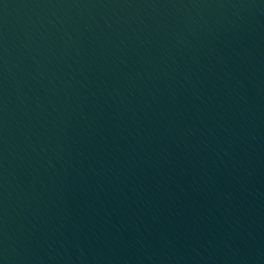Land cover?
Returning a JSON list of instances; mask_svg holds the SVG:
<instances>
[{
  "label": "water",
  "instance_id": "95a60500",
  "mask_svg": "<svg viewBox=\"0 0 264 264\" xmlns=\"http://www.w3.org/2000/svg\"><path fill=\"white\" fill-rule=\"evenodd\" d=\"M7 264H264V11L130 118Z\"/></svg>",
  "mask_w": 264,
  "mask_h": 264
}]
</instances>
